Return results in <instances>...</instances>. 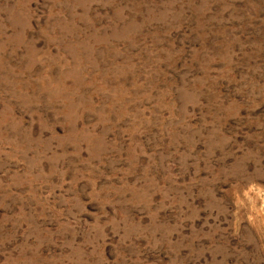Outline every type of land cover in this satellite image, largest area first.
<instances>
[{
	"label": "rangeland",
	"instance_id": "374dc122",
	"mask_svg": "<svg viewBox=\"0 0 264 264\" xmlns=\"http://www.w3.org/2000/svg\"><path fill=\"white\" fill-rule=\"evenodd\" d=\"M0 264H264V0H0Z\"/></svg>",
	"mask_w": 264,
	"mask_h": 264
}]
</instances>
